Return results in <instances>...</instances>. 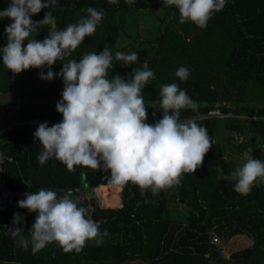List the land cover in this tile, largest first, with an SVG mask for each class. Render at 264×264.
Listing matches in <instances>:
<instances>
[{
	"label": "trees",
	"instance_id": "trees-1",
	"mask_svg": "<svg viewBox=\"0 0 264 264\" xmlns=\"http://www.w3.org/2000/svg\"><path fill=\"white\" fill-rule=\"evenodd\" d=\"M9 4L10 0H0V10ZM88 7L102 10L103 19L96 32L85 37L66 60L79 61L85 54L99 53L106 47L114 57L109 79L116 74L129 77L146 60L155 74L143 90L146 122L162 118L158 103L161 87L176 83L198 105L196 112L182 109L180 119L199 116L197 123L206 127L213 144L194 173L182 174L179 184L158 194L150 190L142 194L139 186L129 182L118 185L123 204L117 209L96 206L94 210V201L88 206L89 201L83 198L81 206L108 219L99 220L100 233L106 232L102 242L88 241L79 252H65L55 242L35 253L31 244L23 248L8 228L13 215H22L26 209L0 211V264H264V182L255 183L247 194L238 193L235 179L226 177L228 163L215 151L219 135L223 138L218 142L232 151V140L239 135L252 139L250 151L258 150L257 159L264 155V0H227L205 28L190 21L181 23L178 9L163 0H136L132 4L126 0H58L51 9L55 24L38 26L31 38L43 41L51 31L77 23L87 15ZM49 10L42 9L32 20H42ZM141 12L162 13L157 15L161 28L152 39L141 40L138 32L132 35V21ZM11 22L0 20V47L6 45L5 27ZM117 51L137 52L138 63L126 65L116 60ZM181 66L190 69L183 82L175 75ZM62 67L57 61L51 70L59 73ZM42 71L46 75L48 68L13 74L0 61V128L4 130L0 151L15 160L6 167L9 188L22 199L25 192L40 189L76 199L112 184L109 171L85 166H75L72 171L54 158L40 164L38 156L43 148L33 136L38 126L29 123L34 119L61 122L56 105L64 88L62 78L42 80ZM213 110L221 111L223 117L211 116ZM231 157L237 165L244 161L240 156ZM34 222L35 214L23 221L24 235L29 239ZM214 235L226 244L234 237L246 236L253 244L234 252L228 260L212 244Z\"/></svg>",
	"mask_w": 264,
	"mask_h": 264
},
{
	"label": "clouds",
	"instance_id": "clouds-1",
	"mask_svg": "<svg viewBox=\"0 0 264 264\" xmlns=\"http://www.w3.org/2000/svg\"><path fill=\"white\" fill-rule=\"evenodd\" d=\"M135 3L136 0H126ZM58 0H10L7 8L0 10V20L10 19L5 27L6 45L0 47V61L13 74L30 68H48L40 78L52 81L62 78V99L56 109L62 115L59 123L49 126L40 123L34 140L42 145L40 164L54 158L68 170L85 166L94 170L110 172V183L126 185L131 182L139 186L142 194L150 190L153 194L166 187L180 183L182 174L194 173L202 164L205 154L212 146L205 126L197 123L199 116L180 119L182 109L198 111V105L178 84L162 85L160 100L162 118L147 123L148 113L143 90L154 72L146 60L141 68L133 69L129 77L112 75L113 54L110 49L85 54L79 61L67 59L91 37L102 21L104 13L93 7L86 9L87 15L64 30L51 31L43 41L31 38L40 25L55 24L51 9ZM175 6L180 13V22H192L205 28L215 12L221 11L227 0H163ZM46 11L40 21L32 16ZM25 41L27 44L25 46ZM115 59L126 65L138 63V53L117 51ZM61 61L59 73L51 68ZM66 61V62H65ZM175 75L181 82L190 76V69L181 66ZM4 156L0 153V164ZM234 190L247 194L257 182H264V161L254 159L252 152L246 154L245 162L233 173ZM17 206L35 213V222L25 236L23 217L13 215V224L8 228L13 238L27 249L38 252L50 243H57L65 252H79L86 242H102L100 221L93 219L92 210L81 206V201L70 194L58 196L55 190L40 189L25 192Z\"/></svg>",
	"mask_w": 264,
	"mask_h": 264
},
{
	"label": "rangeland",
	"instance_id": "rangeland-1",
	"mask_svg": "<svg viewBox=\"0 0 264 264\" xmlns=\"http://www.w3.org/2000/svg\"><path fill=\"white\" fill-rule=\"evenodd\" d=\"M162 14V13H158V14H151V13H146V12H141L140 14L138 13L139 16H137L136 19H134L132 21V28H130V30L133 32V36L138 32L140 34V39L144 40L145 38H154L155 36H157V34L159 33V29L161 28V24L159 21V18L157 15ZM143 47V46H142ZM121 48V47H120ZM222 134V133H221ZM223 138V134L219 135V137L216 140V148L215 151L217 153H219L220 155H222V159L223 161L228 163V173L226 174V177L232 178L234 179L233 173L234 170L237 167L242 166V164L245 162L246 159V154L250 151V148L252 146V139L250 137H241V136H236L232 141H234V150H230L229 148L226 149L225 148V144H221L220 142H218L219 139ZM260 142H263L262 140H259ZM257 147V146H256ZM264 147V145H263ZM239 149H241V151H239ZM262 152V150H261ZM258 150H255L252 152V157L254 159H257L256 157H258ZM235 155V156H240L239 158H243L244 161H242V163L240 165H237L238 163H235L234 158L231 156ZM264 155L261 156V160L263 159ZM242 159V160H243ZM257 183H263V182H257ZM106 196V195H105ZM112 198L108 195L106 197H104V201L102 199L103 205L101 204V207L103 209H117L119 208L120 205V201L118 199V202L115 201V203H112L113 201H111ZM253 244L252 240L246 236H237L234 237L233 239H231L228 243H227V248H228V252L229 255H232L234 252L240 251L242 249H245L249 246H251ZM129 264H142V262L136 261V262H132Z\"/></svg>",
	"mask_w": 264,
	"mask_h": 264
},
{
	"label": "built area",
	"instance_id": "built-area-1",
	"mask_svg": "<svg viewBox=\"0 0 264 264\" xmlns=\"http://www.w3.org/2000/svg\"><path fill=\"white\" fill-rule=\"evenodd\" d=\"M210 115L216 117H223L221 111L219 110L211 111ZM40 123L43 122L38 119H34L29 124L33 126H39ZM56 123L57 122L54 123L48 122L49 126H52L53 124ZM3 132L4 130L0 128V137ZM0 153L2 152L0 151ZM3 156H4V162L3 164H0V211L6 212L17 208L18 201L21 200L22 197L19 192L11 190L7 183L6 167L8 164L14 163L15 160L12 156L5 154H3ZM212 244L216 245L218 248L221 249V256L223 258L230 260L231 255H229L227 244L219 236L214 235L212 237ZM207 257H210V255H207Z\"/></svg>",
	"mask_w": 264,
	"mask_h": 264
},
{
	"label": "crops",
	"instance_id": "crops-1",
	"mask_svg": "<svg viewBox=\"0 0 264 264\" xmlns=\"http://www.w3.org/2000/svg\"><path fill=\"white\" fill-rule=\"evenodd\" d=\"M121 190L122 188L118 185H114V184L101 185L95 188L92 194L85 193L83 197L80 196V197H77L76 199L82 202L84 200L83 198H86L89 200L88 206H91L90 205L91 202L94 201L97 207L102 208L101 207V204L103 205L102 199L104 201V197L109 195L112 198L111 200L113 201L112 203H115V201L118 202V199H119L120 201L119 203L122 206L123 200L121 196ZM58 196H63V195L58 193ZM115 198H118V199H115Z\"/></svg>",
	"mask_w": 264,
	"mask_h": 264
},
{
	"label": "water",
	"instance_id": "water-1",
	"mask_svg": "<svg viewBox=\"0 0 264 264\" xmlns=\"http://www.w3.org/2000/svg\"><path fill=\"white\" fill-rule=\"evenodd\" d=\"M89 200L88 199H85V202L87 203ZM92 206L95 210L96 208V204L95 203H92ZM35 213H30L28 210H26L23 214H22V217H23V221L25 219H27L28 217L34 215ZM93 216V219H97V220H101V221H106L108 219V217L106 215H101V214H98V213H93L92 214Z\"/></svg>",
	"mask_w": 264,
	"mask_h": 264
},
{
	"label": "bare ground",
	"instance_id": "bare-ground-1",
	"mask_svg": "<svg viewBox=\"0 0 264 264\" xmlns=\"http://www.w3.org/2000/svg\"><path fill=\"white\" fill-rule=\"evenodd\" d=\"M254 146V145H253Z\"/></svg>",
	"mask_w": 264,
	"mask_h": 264
}]
</instances>
